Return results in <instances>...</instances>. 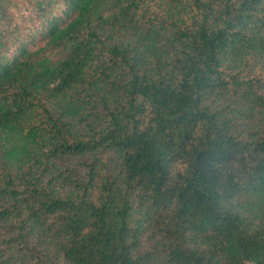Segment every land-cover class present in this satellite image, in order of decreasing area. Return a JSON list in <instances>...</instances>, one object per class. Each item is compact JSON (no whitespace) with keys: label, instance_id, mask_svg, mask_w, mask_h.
Masks as SVG:
<instances>
[{"label":"trees","instance_id":"obj_1","mask_svg":"<svg viewBox=\"0 0 264 264\" xmlns=\"http://www.w3.org/2000/svg\"><path fill=\"white\" fill-rule=\"evenodd\" d=\"M0 264H264V0H0Z\"/></svg>","mask_w":264,"mask_h":264}]
</instances>
